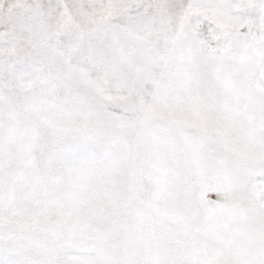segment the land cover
I'll list each match as a JSON object with an SVG mask.
<instances>
[{"label":"snow or ice","instance_id":"6c2138e0","mask_svg":"<svg viewBox=\"0 0 264 264\" xmlns=\"http://www.w3.org/2000/svg\"><path fill=\"white\" fill-rule=\"evenodd\" d=\"M0 264H264V0H0Z\"/></svg>","mask_w":264,"mask_h":264}]
</instances>
